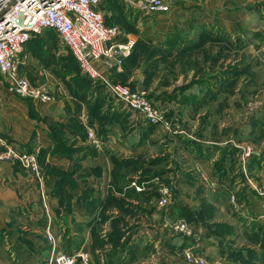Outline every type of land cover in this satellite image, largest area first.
Returning a JSON list of instances; mask_svg holds the SVG:
<instances>
[{
  "label": "rangeland",
  "instance_id": "rangeland-1",
  "mask_svg": "<svg viewBox=\"0 0 264 264\" xmlns=\"http://www.w3.org/2000/svg\"><path fill=\"white\" fill-rule=\"evenodd\" d=\"M164 2L167 10L153 15H142L124 0L103 3L104 25L116 26L121 40L133 38L120 70L113 77L109 72L104 80L80 72L51 29L27 41L20 73L51 100L68 90L99 85L94 94H88L90 100L102 101L99 124L115 123L111 133L115 146L111 138L110 147L105 143L108 127H101L102 133L95 131L96 137L86 127L53 120L52 134L61 141L53 152L67 162L49 166L43 164L42 150L17 147L0 132L14 154L33 155L35 165L31 169L17 158H3L20 172L11 182L22 180L35 192L33 199L16 194L18 204L5 210L1 264H43L57 251H84L90 264H192L183 256L191 248L182 246L210 230L206 221L215 214V207L210 197L191 200L188 183L196 185V191L209 189L215 181L221 184L223 192L217 201L230 207L223 214L231 217L230 225L219 227L222 232L232 235L235 223L244 221V195L252 190L262 200L259 212L249 220L258 225V218L264 219V0ZM114 82L142 92L158 109L157 120L148 123L123 107L108 90ZM3 88L0 85L2 95ZM24 101L28 106L29 100ZM63 128L81 131L78 138L89 139L88 143L72 146L74 136H65ZM122 138L124 148L119 146ZM97 149L103 155L100 163L92 159ZM2 151L0 147V155ZM220 170L224 175L216 174ZM164 195L167 202L158 205ZM176 221L185 223L187 231L174 228ZM14 233L25 241V248L35 236L47 254L10 255L9 236ZM240 249L241 253L231 248L227 252L245 264L260 263L255 261L258 249ZM197 254L220 264H236L226 258L228 254Z\"/></svg>",
  "mask_w": 264,
  "mask_h": 264
},
{
  "label": "built area",
  "instance_id": "built-area-1",
  "mask_svg": "<svg viewBox=\"0 0 264 264\" xmlns=\"http://www.w3.org/2000/svg\"><path fill=\"white\" fill-rule=\"evenodd\" d=\"M106 0H0V85L7 93L36 99L42 103L51 100L44 90L34 89L20 73L25 65L26 43L44 29H51L74 58L80 72L92 79H103L102 71L118 67L121 59L128 54L133 38L120 39L116 26L104 25ZM138 9L142 15H150L167 10L164 0H124ZM104 80V79H103ZM108 90L123 107L139 115L148 123H154L159 115L142 92L133 90L126 83L108 84ZM3 151L0 158H17L25 167L35 169L34 156L14 154L11 145L0 136ZM232 200L233 197L231 196ZM167 202L166 196L158 200V205ZM264 212V201L261 205ZM179 231H187L186 224L176 221L173 225ZM47 240H54L47 234ZM184 259L192 264H220L216 259H205L202 255L186 250ZM90 264L88 254L57 251L50 254L43 264Z\"/></svg>",
  "mask_w": 264,
  "mask_h": 264
},
{
  "label": "crops",
  "instance_id": "crops-1",
  "mask_svg": "<svg viewBox=\"0 0 264 264\" xmlns=\"http://www.w3.org/2000/svg\"><path fill=\"white\" fill-rule=\"evenodd\" d=\"M116 70L117 71H113L112 69L109 71H102V69H100L103 79L108 78L109 72L112 74L111 77H113L114 73H117L120 70V66L117 67ZM98 86L99 85L97 84L90 86V88H84L83 86L79 89L76 88L74 90L75 92L68 90L67 94H62L61 97L55 99L53 98L51 101H49V103L45 102L42 105H40V103L42 102L37 101L36 99H30L27 97L21 98L19 96L9 94L6 92L5 88H3V95L0 93V132L17 147L25 146L29 150H42L40 155L43 156L41 157L43 164H48L49 166H64L65 162H67L64 157H61L60 155H58V153L53 152L54 146L61 144V141L55 139L52 134L51 124L53 123V120L67 123L73 122V125L71 126V124H69L68 127H86L87 132H92L94 134L98 132L101 127H108L107 129H110V134L105 143L108 144L107 147H110L109 144L113 141L115 146L114 136H112L111 134L115 132V123L111 124L110 126L106 125L108 123L105 122L103 125L99 124L98 121L101 116L100 109L102 107L99 105L102 101L99 97L98 99L96 98L90 100L88 94L90 91H92V93L94 94ZM25 98H27V101L29 100L28 106L25 105ZM70 130L71 131L69 132H72L71 134L64 128L61 129L62 132L64 131L65 136H74L73 138L75 141L74 143H72V146H75L76 148L84 147V145L88 143L89 139L87 140L84 138H78V136L80 137L81 135V131L78 133V130L74 128ZM110 138L112 139V141L110 140ZM70 140H72V138H70ZM98 146L99 148H102L100 147V145ZM119 146L126 147V140L124 139V142ZM101 157L103 158V155H101L100 151L97 149L96 152H94L92 159L93 161H95L94 163H100V161H102ZM11 162L12 161L0 159V179L8 180L9 182H11V180H15V178H18L17 176L20 174V172L14 171L15 169L11 167ZM50 175L51 174H48L47 178L51 177ZM224 179L226 180V178ZM22 183V180H20L19 183L17 181H13V183L11 182L7 185L1 184L0 182V227L4 226L5 224V210L18 204V196H28L29 198L31 197L33 199L32 195L34 196L33 193L35 192V190H32L34 189V187L31 186L32 188H28V183L26 187L22 185ZM220 185L221 184L215 181V183L213 182L211 184V187H209V189H201L200 187V191H196V185H193L191 183L187 184V189L188 193L191 195V200H193V196H205L207 198L210 197V199L207 200L210 201L212 205H214L215 214H211L210 219L206 221L210 225V230L207 231L208 229H206L204 237L202 236L203 238H198L199 240H197L196 238H191V240H188L187 244L183 245L182 248H191L192 251L196 250L194 252L200 254H207L208 251V253L212 254L211 256L216 255L217 257L225 256L226 254H228L226 258L230 259V261L236 264H245L240 259L232 257V254L229 255V253L227 252L228 249L231 248L233 249V251H238L241 253L242 249H240V247L245 246L254 250L258 249V251H255L257 252L255 261H260V263L257 264H264V234H261L262 232H259L258 230V228L264 230V225H260L264 224V219L259 217L258 221H260V224L258 223V225L256 224L253 226L249 224V216L255 217L259 212V205L262 197H260V195L258 194H255L253 190L250 193H246L244 195V217H246L243 222H238L237 224L235 223V225L233 226V229L235 231H233L232 235H230V232H222L219 228L220 226H223L222 224H231V222L229 221L231 217L227 215V212L223 214V211L229 210L230 207H228L227 209L225 204H218L217 201L220 200V192L222 191ZM34 206L35 204H33V207ZM224 217L226 218V220H223ZM20 220L26 223L24 220ZM29 226L30 228L37 227V225L32 226V224H29ZM31 231L36 232V229H32ZM28 240V248H25L23 247L25 241L19 237H16L15 233L11 234L9 236V241H11V244H13V249L10 255L15 254L19 258H21V254L24 251L30 253L31 256H33V253H43L44 255L47 254V249H44L42 247L43 245L38 238L32 236ZM0 258H5V252H3L2 249H0Z\"/></svg>",
  "mask_w": 264,
  "mask_h": 264
},
{
  "label": "trees",
  "instance_id": "trees-1",
  "mask_svg": "<svg viewBox=\"0 0 264 264\" xmlns=\"http://www.w3.org/2000/svg\"><path fill=\"white\" fill-rule=\"evenodd\" d=\"M106 1H107V0H106ZM104 2H105V1H104ZM103 5H104V4H103ZM103 5H102V7H103ZM26 44H27V43H26ZM72 58H73V57H72ZM73 59H74V58H73ZM74 61H75V60H74ZM75 63H76V62H75ZM76 66H77V64H76ZM77 67H78V66H77ZM215 172H216V171H215ZM216 174H220L221 176L224 175V174H223V171H221V170H220V173L217 171ZM217 176H218V175H217ZM249 224H251V225H253V226L256 225L253 221H251Z\"/></svg>",
  "mask_w": 264,
  "mask_h": 264
}]
</instances>
